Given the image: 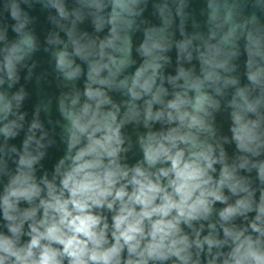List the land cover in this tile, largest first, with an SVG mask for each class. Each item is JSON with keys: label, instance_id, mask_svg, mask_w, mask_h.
Here are the masks:
<instances>
[{"label": "clouds", "instance_id": "1", "mask_svg": "<svg viewBox=\"0 0 264 264\" xmlns=\"http://www.w3.org/2000/svg\"><path fill=\"white\" fill-rule=\"evenodd\" d=\"M0 264H264V0H0Z\"/></svg>", "mask_w": 264, "mask_h": 264}, {"label": "water", "instance_id": "2", "mask_svg": "<svg viewBox=\"0 0 264 264\" xmlns=\"http://www.w3.org/2000/svg\"><path fill=\"white\" fill-rule=\"evenodd\" d=\"M40 59H41V65L42 67H47V58L43 56V54L40 55ZM29 88L33 91V97L26 103V107H28L29 109L31 108L32 103H34L35 99H36V93H35V89L33 85H29ZM50 92H54L55 89L51 88L49 89ZM222 117H218V120H222ZM224 128L225 131L227 130V124H224ZM18 142V141H17ZM62 151H63V146L62 145H58L56 147H53L52 149L49 150V156L48 158L44 161V164L47 168L51 169V167L53 166V164L55 163V161L59 158L60 155H62Z\"/></svg>", "mask_w": 264, "mask_h": 264}]
</instances>
